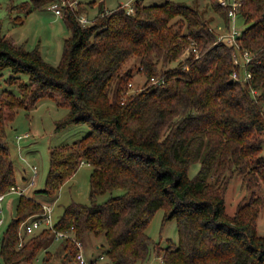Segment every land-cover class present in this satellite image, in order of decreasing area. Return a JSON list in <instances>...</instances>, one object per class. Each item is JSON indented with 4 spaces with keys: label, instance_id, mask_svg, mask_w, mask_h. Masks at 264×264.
Returning a JSON list of instances; mask_svg holds the SVG:
<instances>
[{
    "label": "trees",
    "instance_id": "1",
    "mask_svg": "<svg viewBox=\"0 0 264 264\" xmlns=\"http://www.w3.org/2000/svg\"><path fill=\"white\" fill-rule=\"evenodd\" d=\"M56 1L14 7L29 11ZM103 2L84 26L74 7L62 8L70 35L57 65L0 32V79L18 91L0 90V194L17 185L6 142L17 109L54 97L67 107L57 128L86 123L90 129L50 149L41 192L52 196L82 163L92 167L89 203L65 205L54 229H71L79 240L103 234L104 264H142L152 254L162 264H264V235L256 222L264 197L254 194L264 181V0H243L239 9L246 24L239 43L251 54L245 67L233 63L235 47L218 40L212 17L198 6L136 1L128 13L122 4L107 10ZM206 8L229 28L228 6L207 0ZM132 59L146 77L133 90L125 67ZM245 68L247 80L232 78ZM196 161L199 169L190 177ZM235 172L253 194L230 215L225 191ZM115 189L123 193L96 201ZM159 208L164 221L176 219L177 242L162 246L146 233ZM42 212L35 198H17L0 237V264H30L53 240L52 229L44 228L19 246V225ZM60 241L76 261V243Z\"/></svg>",
    "mask_w": 264,
    "mask_h": 264
},
{
    "label": "rangeland",
    "instance_id": "2",
    "mask_svg": "<svg viewBox=\"0 0 264 264\" xmlns=\"http://www.w3.org/2000/svg\"><path fill=\"white\" fill-rule=\"evenodd\" d=\"M25 1L28 0H0V32L9 40L23 45L27 50L37 48L46 61L57 65L61 59L64 40L70 35V29L62 15H57L50 7L29 9V11L14 7ZM66 1L77 2L73 6L77 11V17H85L89 20V23L93 21L98 12L99 0H96L93 4H90L92 0ZM136 1L143 4H161L165 0H104L103 6L111 10L119 3L129 6L134 5ZM176 1H183L204 10L206 17H212L211 26L216 32L222 33L227 28L221 15L214 14L206 8L207 0ZM235 22L239 29L246 26L240 15L236 17ZM224 43L230 45L226 38ZM137 64V60L132 59L125 66L131 69L132 90L142 87L146 81V77L137 72ZM1 89L18 92L15 84L6 83L4 78L0 79ZM66 114L67 107L58 104L54 97H42L29 108L17 109L7 129L6 137L10 158L14 165L16 183L27 186L30 178L34 175L33 166H36L37 172L34 175V184L27 188L26 195L51 206V215L54 222L62 215L65 205L70 202L89 203V174L92 167L86 163H82L54 195L48 196L41 192V189L45 187L48 174L50 149L57 145L72 143L87 134L90 129L86 123L70 124L61 129L57 128V122ZM198 169L199 161L192 163L188 171L189 176H194ZM242 178L241 173L235 172L227 184L225 210L230 215L234 214L240 202L249 200L253 194V191L244 184ZM211 180L212 177L209 178V181ZM260 185L261 188L256 190L254 194L264 197V181H260ZM121 193H123L122 189H115L112 192L99 195L96 201L102 202L112 195ZM19 196L21 195L15 192L10 193L2 202L0 219H3V222L0 224V237L14 215L16 200ZM6 201L7 204H5ZM164 212L163 208L157 209L146 227V233L153 239L154 243L159 242L162 246L166 245L169 240L174 242L178 240L176 219L164 221ZM256 222L257 232L264 235V207L260 211ZM54 241L53 239L48 244L47 247L50 245L49 251L46 250V247L30 264H76V261L62 248L61 241ZM81 243L82 251L88 261L94 262L92 264L105 263L107 244L103 234H86L82 237ZM100 256H103V258H100ZM152 261H157L154 254L142 264Z\"/></svg>",
    "mask_w": 264,
    "mask_h": 264
},
{
    "label": "built area",
    "instance_id": "3",
    "mask_svg": "<svg viewBox=\"0 0 264 264\" xmlns=\"http://www.w3.org/2000/svg\"><path fill=\"white\" fill-rule=\"evenodd\" d=\"M243 0H219L220 4L222 6H228L229 11L228 15L230 16V25L229 28H226L224 32L218 34V40H222L224 42V39L226 38L228 43L230 45H233L236 49L235 53L233 54V63L235 65L245 67V65L250 61L251 59V54L247 50L241 49L239 39L238 37L241 34V29L237 28L236 26V17L239 15V9L242 5ZM77 2L73 1H66V0H60L59 2H54L52 3L49 7L57 14V15H62V8L65 5L69 6H75ZM126 10L128 13H131L134 11V8L132 5H126ZM78 21L80 22L81 25H87L89 24V20L85 17H78ZM193 51H196L195 48L192 49ZM250 72L245 68L243 72V76L240 77L239 73L237 71H234L232 73V78L236 79H243L247 80L250 77ZM154 79V78H153ZM129 86L131 83L128 84ZM254 91V90H253ZM37 169L36 166H33V173L34 175L36 174ZM30 178V181L28 182V185L26 186H21V185H16L14 187L9 188L7 191L4 193L0 194V212L2 208V201L7 197L8 194L10 193H17L18 195H24L26 194V189L29 186H32L35 181V176ZM51 206L43 204V212L35 215H31L29 218H27L25 221H23L19 225V246L22 245L24 241V237L26 235H30L35 233L36 231H39L44 228H50L52 229L54 233L53 239L55 241H60L65 238H69L72 241H74L78 247V252L76 254V264H92L89 262L86 258L85 255L82 251V243L81 240L77 239L74 235H72L71 229L68 230H57L54 229V221L52 219L51 215ZM3 221V219H0V223ZM100 258H103V256H100ZM146 264H162V257H158L157 261H152L148 262Z\"/></svg>",
    "mask_w": 264,
    "mask_h": 264
},
{
    "label": "crops",
    "instance_id": "4",
    "mask_svg": "<svg viewBox=\"0 0 264 264\" xmlns=\"http://www.w3.org/2000/svg\"><path fill=\"white\" fill-rule=\"evenodd\" d=\"M119 4H120V3H119ZM107 10H109V8H107ZM26 191H27V189H26ZM4 200H5V199H4ZM4 200H3V201H4ZM3 201H2V202H3ZM8 201H9V200H8ZM5 204H7V201H6V203H5ZM54 242H56V241H54ZM49 247H50V245H49ZM49 247H47V249H46V250H48V251H49ZM46 250H45V251H46ZM89 262H91V261H89ZM91 263H94V262H91Z\"/></svg>",
    "mask_w": 264,
    "mask_h": 264
},
{
    "label": "water",
    "instance_id": "5",
    "mask_svg": "<svg viewBox=\"0 0 264 264\" xmlns=\"http://www.w3.org/2000/svg\"><path fill=\"white\" fill-rule=\"evenodd\" d=\"M231 80H233V79H231Z\"/></svg>",
    "mask_w": 264,
    "mask_h": 264
}]
</instances>
